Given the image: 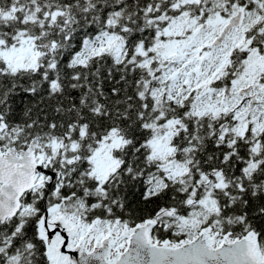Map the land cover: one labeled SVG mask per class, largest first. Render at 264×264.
<instances>
[{
  "label": "snow or ice",
  "instance_id": "6c2138e0",
  "mask_svg": "<svg viewBox=\"0 0 264 264\" xmlns=\"http://www.w3.org/2000/svg\"><path fill=\"white\" fill-rule=\"evenodd\" d=\"M0 264H264V0H0Z\"/></svg>",
  "mask_w": 264,
  "mask_h": 264
}]
</instances>
